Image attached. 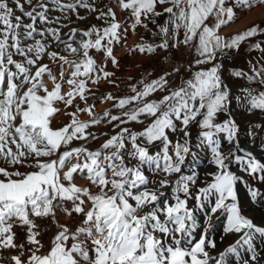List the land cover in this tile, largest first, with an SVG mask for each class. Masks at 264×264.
Wrapping results in <instances>:
<instances>
[{
	"label": "snow or ice",
	"instance_id": "obj_1",
	"mask_svg": "<svg viewBox=\"0 0 264 264\" xmlns=\"http://www.w3.org/2000/svg\"><path fill=\"white\" fill-rule=\"evenodd\" d=\"M262 5L0 0V264H264V223L238 199L247 183L250 202L264 203L251 183L264 184V160L243 146L234 115L259 114L244 135L264 131V22L222 33ZM89 16L101 24L81 28ZM140 29L148 38L129 55L191 59L122 81L115 49ZM242 48L260 54L247 70L233 63ZM226 64L228 81H244L235 93ZM101 82L128 91L106 93L111 110L97 113ZM59 115L67 122L53 127Z\"/></svg>",
	"mask_w": 264,
	"mask_h": 264
},
{
	"label": "rangeland",
	"instance_id": "obj_2",
	"mask_svg": "<svg viewBox=\"0 0 264 264\" xmlns=\"http://www.w3.org/2000/svg\"><path fill=\"white\" fill-rule=\"evenodd\" d=\"M97 3L100 4L101 7L108 5L110 3V0H97ZM58 13H54V15H56ZM81 15H86L84 10H81ZM118 16L120 19H123V15L118 13ZM239 19H237L234 23H232L231 25L227 26V28L229 27V29H236V27H238L237 23H242L245 20H248V22H252V23H261L264 22V5L260 6V7H256L254 9H252L251 11H245V12H241L239 13ZM257 17V18H256ZM73 19H75V17H73ZM92 23H95L97 25L101 24V21L96 20L93 16H89L88 19H86L83 22H77V24L81 27L84 28ZM246 23V24H247ZM237 24V25H236ZM236 25V26H235ZM76 26V25H73ZM235 27V28H233ZM225 27V29H227ZM239 28V27H238ZM67 29H65L66 31ZM143 35L145 36V38H148V34L145 33L142 29L138 30L135 33H130L128 38H127V43L126 44H122L116 47L115 49V54L117 55V57L120 60L121 63V69L119 71H117V76L123 81L126 80V78L128 76H133L136 77V74L138 72V70L144 66H148L152 61L155 60V58L162 52L158 53L156 56H152V57H145L139 54H132L129 55L127 53V48H129L130 46L133 45L134 41H137L139 39V37ZM182 50L184 49H180L177 52H182ZM191 59V56L189 54V60ZM139 66V67H137ZM108 69L109 70H114L112 68V65L109 63L108 64ZM93 91H94V96L92 98H90L89 103L95 105V111L97 113L102 112L103 110H111V102L110 101H104L101 102V98L108 92H112L114 94H116L117 96H122L125 93H127V89L124 87L123 83L121 84V87L119 89L117 88H113L110 85H107L103 82H101V84L99 86L96 85H92L91 86ZM81 119H87V115L86 114H81ZM66 117H64L63 115H59L56 117V119L53 121V127H61L64 123H66ZM94 131L96 129H93ZM102 131L104 132H109L110 129L108 127H104L102 129ZM97 134L99 135V132H97ZM253 144H257L254 143ZM90 148L94 149L98 146V142H93L91 144L88 145ZM258 146V145H257ZM262 147H257L256 152L254 153V155L257 156V158L264 160V151L263 149H261ZM239 169H235L234 171H237ZM240 171V170H239ZM238 172V171H237ZM241 175H246L243 173H239ZM77 183H84L83 180L78 179ZM255 186L259 187L262 191H264V184H260L257 181H253V183ZM249 197L248 195V184L247 183H241L240 185H238V199L241 202V205L243 203V201H247V198ZM252 209V208H251ZM250 218L254 217L252 216V213H248L247 214ZM219 225H222V222H219ZM221 227V226H219Z\"/></svg>",
	"mask_w": 264,
	"mask_h": 264
},
{
	"label": "crops",
	"instance_id": "obj_3",
	"mask_svg": "<svg viewBox=\"0 0 264 264\" xmlns=\"http://www.w3.org/2000/svg\"><path fill=\"white\" fill-rule=\"evenodd\" d=\"M257 18V17H256ZM248 20L243 21L242 23H237L236 25L239 27H236V29H229V27L227 29L223 28L222 29V33L225 35H231L234 32L237 31H242L244 29H246L247 27H250L253 23L252 22H248ZM247 23V24H246ZM258 23V22H257ZM231 25V24H230ZM235 25V26H236ZM235 28V27H233ZM176 51V50H174ZM259 53L256 51H252L249 53V50L247 48H242L240 50V54L239 56L236 58V60L233 62L236 66H239L241 68H244L245 70L248 69L249 65H248V61H253L255 62L256 59L259 57ZM231 67V64H226V71L224 73L225 75V79L227 82H229V86L232 88L233 92H237V90L239 89V87L244 84V81H240V80H236L235 82H230L228 81V71L227 69ZM180 75H187L186 72H183ZM178 82V80H177ZM235 118L237 119V121L241 124L242 126V135H241V140L242 143L244 144L247 141L250 142H254L257 143V141H263L264 142V131H257L256 134L253 137H248L247 135H244L243 132L244 130H246L247 128V124L249 121H258L260 119L259 114L257 115H246L243 112H235L234 113ZM139 127V126H136ZM258 145V146H257ZM256 147H262L261 149H263L264 151V145H259L258 143L255 144ZM248 150V149H247ZM235 169H239L238 166H233L232 170L234 171ZM212 169L208 166V164L206 162H204L201 166V174L202 176L206 175V173L208 171H211ZM238 171V172H237ZM235 172H237L238 174L241 173L239 170H237ZM251 183H253V181H251ZM242 210L243 213L245 215H247L248 213H252V216L254 217V222L256 223H264V203H260V202H255L252 203L250 202V197L247 198V201H243L242 203ZM252 208V209H251ZM219 222H222L223 224V217L220 218V220L217 221L216 223V228H217V232L215 233V235H217V237L220 235V228L219 226ZM227 242V241H226ZM262 247H264V245H262Z\"/></svg>",
	"mask_w": 264,
	"mask_h": 264
},
{
	"label": "built area",
	"instance_id": "obj_4",
	"mask_svg": "<svg viewBox=\"0 0 264 264\" xmlns=\"http://www.w3.org/2000/svg\"><path fill=\"white\" fill-rule=\"evenodd\" d=\"M163 57H168V59L164 60L162 59ZM188 61H189V53L185 49L182 50L181 53L174 50L171 52H162L148 66H144L140 68L136 74V78H139L140 76H146L149 72H152L154 75H160L164 71H171L173 66H180L181 64L186 65ZM182 72L183 69L181 70V73ZM169 79L173 82H177L178 75L173 74L172 76L169 77ZM60 219L64 220L66 218L61 217ZM45 231L48 233V235L44 237V240L47 241L48 236L51 235L52 232L55 231V229L54 228L48 229V227L45 225Z\"/></svg>",
	"mask_w": 264,
	"mask_h": 264
},
{
	"label": "water",
	"instance_id": "obj_5",
	"mask_svg": "<svg viewBox=\"0 0 264 264\" xmlns=\"http://www.w3.org/2000/svg\"><path fill=\"white\" fill-rule=\"evenodd\" d=\"M257 143H258L259 145H264V142H263V141H257ZM243 146H244L246 149L253 151L254 153L256 152L257 147H256L252 142H250V141L245 142V143L243 144Z\"/></svg>",
	"mask_w": 264,
	"mask_h": 264
}]
</instances>
